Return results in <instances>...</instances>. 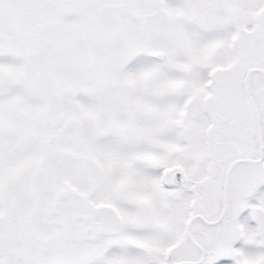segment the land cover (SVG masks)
<instances>
[{
	"label": "snow or ice",
	"instance_id": "obj_1",
	"mask_svg": "<svg viewBox=\"0 0 264 264\" xmlns=\"http://www.w3.org/2000/svg\"><path fill=\"white\" fill-rule=\"evenodd\" d=\"M0 264H264V0H0Z\"/></svg>",
	"mask_w": 264,
	"mask_h": 264
}]
</instances>
